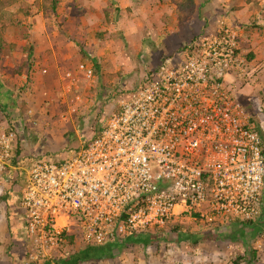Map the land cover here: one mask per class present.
<instances>
[{
	"label": "rangeland",
	"instance_id": "1",
	"mask_svg": "<svg viewBox=\"0 0 264 264\" xmlns=\"http://www.w3.org/2000/svg\"><path fill=\"white\" fill-rule=\"evenodd\" d=\"M51 1L13 0L5 10L18 23L0 31V264H56L87 246L74 230L47 247L26 232L29 163L75 148L152 72L183 63L219 32L235 35L239 64L224 87L264 146V0H194V15L183 20L170 0H56L55 12ZM260 209L249 224L181 215L160 231L124 233L113 257L79 264H264V196ZM139 233L158 238L146 246L126 240Z\"/></svg>",
	"mask_w": 264,
	"mask_h": 264
},
{
	"label": "built area",
	"instance_id": "2",
	"mask_svg": "<svg viewBox=\"0 0 264 264\" xmlns=\"http://www.w3.org/2000/svg\"><path fill=\"white\" fill-rule=\"evenodd\" d=\"M206 39L119 99L75 148L29 163L21 199L27 233L40 234L46 247L71 230L86 245H102L160 231L181 215L260 218L263 142L223 83L239 68L235 35Z\"/></svg>",
	"mask_w": 264,
	"mask_h": 264
},
{
	"label": "trees",
	"instance_id": "3",
	"mask_svg": "<svg viewBox=\"0 0 264 264\" xmlns=\"http://www.w3.org/2000/svg\"><path fill=\"white\" fill-rule=\"evenodd\" d=\"M173 2L178 10V19L183 20L187 17H192L196 11V6L194 0H170ZM13 0H0V31L1 29L4 30L6 24L13 25L14 23H18V18L16 17L15 13L11 11H6L5 8L9 7L12 4ZM57 4L56 0L51 1L50 7L53 12H55V6ZM2 20H4L2 22ZM5 45V40L0 34V53L3 52L2 50ZM31 49V47H30ZM95 69H98V65H94ZM251 222H247L249 224ZM142 232V231H136ZM144 237V238H142ZM158 236L152 233H145V234H133L128 236L126 240L129 243L134 244H142L148 245L149 243L154 242L157 240ZM116 246L114 242H106L102 245H87L83 250L78 251L77 253L73 254L68 258L58 259L56 260V264H79L81 262H87L90 260H100L103 258H111L114 255L113 249ZM29 264H37L36 262H31ZM47 264V263H45Z\"/></svg>",
	"mask_w": 264,
	"mask_h": 264
},
{
	"label": "crops",
	"instance_id": "4",
	"mask_svg": "<svg viewBox=\"0 0 264 264\" xmlns=\"http://www.w3.org/2000/svg\"><path fill=\"white\" fill-rule=\"evenodd\" d=\"M264 192V191H263ZM263 196H264V193H263Z\"/></svg>",
	"mask_w": 264,
	"mask_h": 264
}]
</instances>
